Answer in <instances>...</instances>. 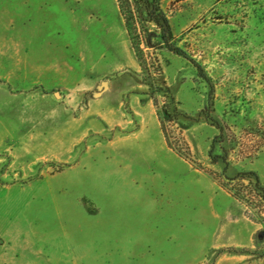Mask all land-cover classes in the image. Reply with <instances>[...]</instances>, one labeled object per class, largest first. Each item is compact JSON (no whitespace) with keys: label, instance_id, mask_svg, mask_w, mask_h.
<instances>
[{"label":"rangeland","instance_id":"obj_1","mask_svg":"<svg viewBox=\"0 0 264 264\" xmlns=\"http://www.w3.org/2000/svg\"><path fill=\"white\" fill-rule=\"evenodd\" d=\"M162 7L224 137L208 82L166 49L149 75L116 0H0V264H264L236 180L264 185V0Z\"/></svg>","mask_w":264,"mask_h":264},{"label":"trees","instance_id":"obj_2","mask_svg":"<svg viewBox=\"0 0 264 264\" xmlns=\"http://www.w3.org/2000/svg\"><path fill=\"white\" fill-rule=\"evenodd\" d=\"M120 13L122 15L125 29L128 33L132 48L136 58L144 66L149 75L156 77L162 73V67L157 57L156 51L166 49L169 52L189 60L198 70L200 77L204 78L210 85L208 103L206 107V118L220 130V136L224 137V127L220 125L213 117V107L215 99V86L210 77L206 74L204 68L193 57H191L183 48H181L175 39L170 19L162 7V0H116ZM151 26V27H150ZM205 113V109H204ZM162 131L166 138L167 145L174 150L181 158L192 162V159L183 150L173 145L172 136L168 133V127L160 116ZM186 149L189 147L185 141ZM215 142L211 146L209 156L213 163L219 162V156L214 155ZM224 172L227 173L230 164L224 157ZM253 177L255 180V193H258L264 203V185L257 172H241L236 180H245ZM233 197L244 203V199L237 193H232ZM252 219V218H250Z\"/></svg>","mask_w":264,"mask_h":264}]
</instances>
